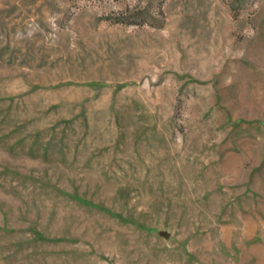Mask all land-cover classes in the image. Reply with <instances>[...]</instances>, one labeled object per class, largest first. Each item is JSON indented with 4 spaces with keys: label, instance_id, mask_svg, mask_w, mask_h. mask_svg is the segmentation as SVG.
<instances>
[{
    "label": "rangeland",
    "instance_id": "obj_1",
    "mask_svg": "<svg viewBox=\"0 0 264 264\" xmlns=\"http://www.w3.org/2000/svg\"><path fill=\"white\" fill-rule=\"evenodd\" d=\"M0 264H264V0H0Z\"/></svg>",
    "mask_w": 264,
    "mask_h": 264
}]
</instances>
